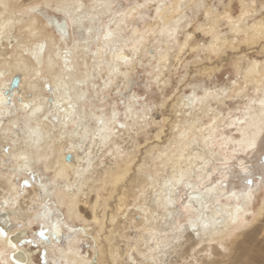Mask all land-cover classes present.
Segmentation results:
<instances>
[{
    "label": "snow or ice",
    "instance_id": "obj_1",
    "mask_svg": "<svg viewBox=\"0 0 264 264\" xmlns=\"http://www.w3.org/2000/svg\"><path fill=\"white\" fill-rule=\"evenodd\" d=\"M257 40L264 0H0V264H33L35 240L22 237L36 222L59 246L51 264H236L228 240L264 223V48L222 82L182 69L188 53ZM169 127L121 185L103 158L123 161ZM37 167L42 191L29 198L15 178L35 182ZM93 180L94 203L82 195ZM119 186L110 216L100 193Z\"/></svg>",
    "mask_w": 264,
    "mask_h": 264
},
{
    "label": "rangeland",
    "instance_id": "obj_2",
    "mask_svg": "<svg viewBox=\"0 0 264 264\" xmlns=\"http://www.w3.org/2000/svg\"><path fill=\"white\" fill-rule=\"evenodd\" d=\"M126 3L127 0H124ZM261 48H264V44H261L259 40H257L255 43L249 45V44H243V43H237L235 48L229 46L227 51L223 53L221 56L217 57H212L209 59H201L199 61H196L191 53H188L185 58H184V68L182 69L183 72L188 74L189 79H193L196 77L197 73L200 74L201 80L204 78V74H210L213 77L214 81H223V78L228 76L229 71L231 70L232 64L240 59L241 57H251V56H256L260 58V52L259 50ZM199 65V68H198ZM173 77H175L176 72H175V59H173V71H172ZM183 91V90H182ZM229 107H233V104H229ZM225 116H227V109L224 110ZM155 118H158V114ZM221 125L223 127V121H221ZM234 129H229L226 127H223L222 134L223 135H233L234 134ZM172 135V130L171 128L165 129V131L161 134L160 140H156V131H152L150 135L148 136H141L139 138V145L136 146V154H130L128 158H126L123 161H115L113 160L112 166H115V168L119 171L125 172V170L122 168V166H125L129 168V172H125L126 176L124 177V180L121 181V184L128 183L130 181L129 178H132L131 176L133 175V171L137 169L138 165L145 162L146 159H150V153L154 150L157 149L158 147L162 146L165 142L169 141V137ZM5 147V144H3L0 148V156L3 155V148ZM126 151L128 149H125ZM121 169V170H120ZM35 171L36 176L38 179H35V182H32L33 178L28 176L27 173H22L18 175L15 180H16V185L18 188L20 187V184L23 180H29V182L37 183L40 181V178H43V173L41 170L37 167L33 169ZM130 173V175H129ZM128 177V178H127ZM126 178V179H125ZM127 180V181H126ZM241 186H242V181H241ZM26 187V186H25ZM24 187V188H25ZM102 187V186H101ZM117 190L120 191V186L119 190L116 187H110L107 192L101 191V196H107L110 203H109V210L110 211V216L111 212L114 211V204H115V199L116 197H113V193H116L115 191ZM90 219V218H89ZM77 227H88V225H84L80 222L76 223ZM39 230H40V222H36L32 228L29 230L28 234L25 237H22L24 239L28 240H35V244H26L24 247H26L28 250L31 251L32 253V260L35 264H45V259L47 260L48 264H51L53 257H56L54 255L55 249L53 251V254L48 255L45 257V252L46 249L50 246V243H42L39 240ZM80 239L83 240L84 242V247L82 249L83 253H86L87 250L91 249L89 247V240L85 238L84 234H80ZM56 248L59 246L54 244ZM92 250V249H91ZM103 259V257H101Z\"/></svg>",
    "mask_w": 264,
    "mask_h": 264
},
{
    "label": "bare ground",
    "instance_id": "obj_3",
    "mask_svg": "<svg viewBox=\"0 0 264 264\" xmlns=\"http://www.w3.org/2000/svg\"><path fill=\"white\" fill-rule=\"evenodd\" d=\"M12 2L13 3H22L23 0H12ZM247 58H251L254 60L259 59L256 56H251V57H247ZM19 80H20L19 89L22 92L24 90V87H25V81H24L22 74L20 75ZM15 92H16V89H13V93H15ZM121 143H123V141H121ZM3 144H4L3 142H0V148ZM167 144H168V141L165 142L162 146L158 147L157 149H163V147ZM70 148H71L70 144L63 146V150L65 153H67ZM73 155H75V153H73ZM103 159L106 161V163H108L110 165L109 171H111L110 169H111V165H112L113 160L111 158H108V157H104ZM73 162H75V161H73ZM143 163H141V164H143ZM141 164H139L137 169L133 171V173H132L133 175L131 176L132 179L136 178L137 172H138ZM122 168L127 173L130 170L129 168H127L125 166H122ZM118 171H119V169H118ZM97 172L99 173V169L97 170ZM22 173H26V172H22ZM129 175H130V173H129ZM163 175H164V170H161V177L162 178H163ZM95 179L103 180V175L102 174L96 175ZM124 182L121 185H124L125 184ZM127 185L129 188H131V180L127 183ZM96 187H97V185L95 183V180H93L92 187H89L87 189L86 193H82V195L86 196L87 199L91 200L93 203L95 202V196H96L95 188ZM117 188L119 190V187H116V189ZM38 189H40V181L37 183V185L35 183L29 182V184L25 188H23V191L25 193H28L29 198H31V196L34 195ZM120 189L121 190L118 192L120 193V195H122L124 193V187L120 186ZM40 190L42 191V189H40ZM115 192H117V190ZM119 205H120V199H119V195H117L116 199H115L114 210L118 209ZM85 211H87V210H85ZM88 218H90V216ZM120 223H123L122 219L120 220ZM39 240L43 244L44 243H50L49 244L50 246L46 249L47 256L53 254L54 249H56V246L53 245L54 241H52L51 239L45 240V239L41 238L40 236H39ZM228 244H229V247L231 249V259H233L236 262V264H264V223H261L259 220H257L255 223H251L250 225H248L246 227L240 228L239 231H237L236 233H234L231 236V238L228 240ZM25 249H27V248L25 247ZM83 254L85 256H88L91 259L92 250L89 249V250H87L86 253H83ZM54 255H55V253H54ZM54 258H56V257H53V259ZM33 264H35V263L33 262Z\"/></svg>",
    "mask_w": 264,
    "mask_h": 264
},
{
    "label": "water",
    "instance_id": "obj_4",
    "mask_svg": "<svg viewBox=\"0 0 264 264\" xmlns=\"http://www.w3.org/2000/svg\"><path fill=\"white\" fill-rule=\"evenodd\" d=\"M20 79V78H19Z\"/></svg>",
    "mask_w": 264,
    "mask_h": 264
}]
</instances>
